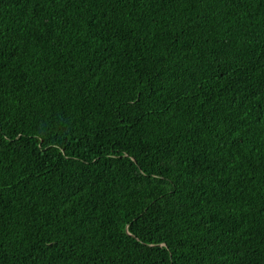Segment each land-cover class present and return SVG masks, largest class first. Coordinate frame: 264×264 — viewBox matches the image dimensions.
I'll return each mask as SVG.
<instances>
[{"label": "trees", "instance_id": "obj_1", "mask_svg": "<svg viewBox=\"0 0 264 264\" xmlns=\"http://www.w3.org/2000/svg\"><path fill=\"white\" fill-rule=\"evenodd\" d=\"M0 264H264V0H0Z\"/></svg>", "mask_w": 264, "mask_h": 264}]
</instances>
